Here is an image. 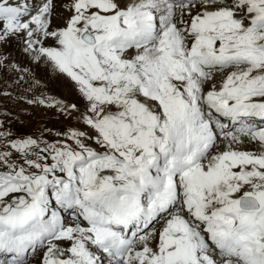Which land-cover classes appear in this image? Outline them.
Returning a JSON list of instances; mask_svg holds the SVG:
<instances>
[{"label": "snow or ice", "instance_id": "obj_1", "mask_svg": "<svg viewBox=\"0 0 264 264\" xmlns=\"http://www.w3.org/2000/svg\"><path fill=\"white\" fill-rule=\"evenodd\" d=\"M13 45L77 99L0 121V264H264V0H0L30 91Z\"/></svg>", "mask_w": 264, "mask_h": 264}, {"label": "rangeland", "instance_id": "obj_2", "mask_svg": "<svg viewBox=\"0 0 264 264\" xmlns=\"http://www.w3.org/2000/svg\"><path fill=\"white\" fill-rule=\"evenodd\" d=\"M9 50L12 54V57L14 58V62L18 63L23 68H30L31 70H33V74L36 76V80L39 81V83L38 85L33 87L32 90L27 91L26 83H22V86L20 88L15 87L13 83V81L17 79V76L15 74L7 71L0 72V92L7 91L11 93V95L7 96L0 95V121H4L14 133L20 135H27L32 133L39 134V130L44 128L55 131L62 130L63 128L70 125L74 126L73 121L65 120L56 112L54 108H46L40 105H29L25 103L23 99L18 98L19 92L23 94V91H27L23 94L26 97H32L34 95L39 96L41 95V93H43L47 96H56L55 98L59 99V97H57L59 95H52V91L56 90L59 87H64L65 84H63L62 82L60 83L58 81H54L52 79V74L50 72L46 73L44 70L45 66L43 65L39 66V69H37L36 72L34 65H32L33 63L31 64L30 60H28V57L26 58V56H24V54L20 52V50L15 45H13ZM23 65L27 67H24ZM6 85L10 87L11 90L4 89L3 87H6ZM65 87L71 88L70 86L66 85ZM48 91L51 92L49 93Z\"/></svg>", "mask_w": 264, "mask_h": 264}, {"label": "bare ground", "instance_id": "obj_3", "mask_svg": "<svg viewBox=\"0 0 264 264\" xmlns=\"http://www.w3.org/2000/svg\"><path fill=\"white\" fill-rule=\"evenodd\" d=\"M60 21H57V23H59ZM15 52V51H14ZM13 53V52H12ZM17 54V53H16ZM27 58V57H26ZM21 60V59H20ZM28 60H29V58H28ZM24 62H26V61H24ZM31 62V61H30ZM29 62V63H30ZM31 64H32V62H31ZM33 65V64H32ZM41 65H43V64H41ZM40 65V66H41ZM24 66V65H23ZM44 66V65H43ZM24 67H27V66H24ZM43 68V67H42ZM28 69V68H27ZM30 69V68H29ZM31 70V69H30ZM37 69H35V71H36ZM37 72V71H36ZM42 72H43V70H42ZM2 74V73H1ZM42 74V73H41ZM44 74V73H43ZM50 74V73H49ZM46 75V74H45ZM42 76V75H41ZM51 76V75H50ZM36 77V76H35ZM39 79V78H38ZM47 80V79H46ZM42 81V80H41ZM44 81V80H43ZM46 82V81H45ZM61 83V82H60ZM44 84H46V83H44ZM62 85V84H61ZM4 86V85H3ZM49 86V85H48ZM57 87V86H56ZM4 89H6V90H11V88L10 87H8L7 85H6V87H3ZM9 88V89H8ZM25 89V88H24ZM24 89H21V90H24ZM3 90V89H2ZM1 90V91H2ZM28 91V90H27ZM27 91H23L24 93L25 92H27ZM42 92V91H41ZM49 92V91H48ZM51 92V91H50ZM49 92V93H50ZM19 93H21V92H19ZM23 93V94H24ZM53 93V94H52ZM52 95H55V94H58L59 96H57V97H59V100H64V101H66V102H75L76 101V99H77V95H76V93H75V91H74V89H71V88H67V87H65V85H64V87H59V88H57L56 90H54V91H52ZM50 94V95H51ZM56 97V96H55ZM58 99V98H57ZM44 118V117H43ZM74 122V121H73ZM74 125H75V122L73 123ZM68 214L69 213H64V216H65V219L67 218V216H68Z\"/></svg>", "mask_w": 264, "mask_h": 264}]
</instances>
